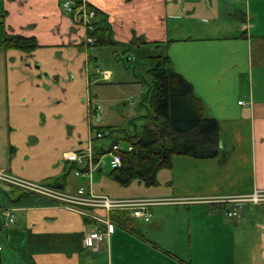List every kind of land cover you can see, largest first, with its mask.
I'll return each instance as SVG.
<instances>
[{
	"label": "crops",
	"instance_id": "obj_1",
	"mask_svg": "<svg viewBox=\"0 0 264 264\" xmlns=\"http://www.w3.org/2000/svg\"><path fill=\"white\" fill-rule=\"evenodd\" d=\"M85 1L106 20L111 45L84 46L87 32L61 10V0H0V39L5 32L37 43L31 52L0 50V133L7 136L0 168L32 182H57L69 193L91 182L94 194L106 195L93 176L102 172L108 150L90 175L86 164L76 166L65 155L90 145L88 113L99 102L92 88L112 82L115 72L102 70L101 63L123 66L117 70L126 80H114L127 87L120 97L140 95L144 83L134 67L119 66V53L139 67L155 54L170 58L204 117L217 121L219 154L176 157L171 168L157 172V186L112 196L179 202L153 205L148 222L130 217L131 230L116 225L93 249L83 245L92 220L0 183V264H264V205L247 206L231 220L228 206L196 202L264 190V0ZM144 86L140 100L129 105L130 115L142 119ZM101 109L102 126H111ZM72 174L73 182L83 184L68 185Z\"/></svg>",
	"mask_w": 264,
	"mask_h": 264
},
{
	"label": "trees",
	"instance_id": "obj_2",
	"mask_svg": "<svg viewBox=\"0 0 264 264\" xmlns=\"http://www.w3.org/2000/svg\"><path fill=\"white\" fill-rule=\"evenodd\" d=\"M73 1L74 7L81 4V0ZM86 7L88 12L95 13L93 32L87 33L95 39L93 46L111 45L108 24L103 15L89 3H86ZM71 18L74 20L73 16ZM134 43L136 40H133L132 44ZM36 48L34 38L4 32L0 39V50L31 52ZM147 64L146 76L139 75L147 87L141 99V105L145 109V124L139 127L134 124L131 132L112 126L101 125L97 128L114 134L115 143L119 144L122 139L132 147L130 152L122 150L120 167L112 168L109 173L110 179L121 187H128L134 182L145 187L157 186V172L171 168L176 157L212 159L219 154V125L215 119L204 117L203 107L194 95L191 84L174 71L172 62L166 55L150 56ZM116 132H123L124 136L119 137ZM101 155L97 151L94 162ZM58 184L52 183L55 187ZM110 218L117 226L131 230L127 211L111 212Z\"/></svg>",
	"mask_w": 264,
	"mask_h": 264
},
{
	"label": "built area",
	"instance_id": "obj_3",
	"mask_svg": "<svg viewBox=\"0 0 264 264\" xmlns=\"http://www.w3.org/2000/svg\"><path fill=\"white\" fill-rule=\"evenodd\" d=\"M73 0H62L61 9L66 15L74 17V22L82 26L87 33L93 32V18L95 17L94 11L88 12L86 1L81 0L78 7H74ZM95 39L87 34L84 43L85 45H93ZM97 73L104 79L108 80L110 74L105 71L97 70ZM239 105H247L245 101H239ZM100 106L95 104L92 106L88 113L89 129H90V145L85 152H70L65 155V160L80 166L86 164V169L90 175L93 169L99 167V161L94 162L95 154L97 151L105 152L102 146H96L97 141L108 139L110 140L107 146L108 153L110 154L111 168H118L121 165L122 150L126 152L132 151L131 145H126L122 149L118 143L114 142V134L109 130H97L101 126L102 120L99 114ZM117 135V132H116ZM78 168L75 174H81ZM0 183L10 186L22 194L36 195L45 200L54 203L55 205L77 212L84 218L94 222L93 229L88 231L83 239V245L86 249H93L95 245L104 243L108 237L113 233L116 224L110 218L111 212L127 211L128 215L134 219H140L145 222L150 221L152 217L151 207L161 203H169L172 199L155 200H134V199H114L105 195L94 194L92 191L91 182L88 186L79 187L74 192H66L62 189L46 183H35L14 176L8 170L0 168ZM177 202V200H175ZM195 201V200H194ZM193 201V202H194ZM182 202V201H181ZM196 202H206L213 204H221L228 206L226 216L229 219L239 218L242 210L251 205H264V190L256 189L250 193L216 196ZM101 211L102 214H97ZM4 215L9 217L10 222H14V215L9 211H4Z\"/></svg>",
	"mask_w": 264,
	"mask_h": 264
},
{
	"label": "rangeland",
	"instance_id": "obj_4",
	"mask_svg": "<svg viewBox=\"0 0 264 264\" xmlns=\"http://www.w3.org/2000/svg\"><path fill=\"white\" fill-rule=\"evenodd\" d=\"M68 16H70V15H68ZM102 51H108V50H102ZM157 55H160V54H157ZM117 56H120L119 62H118L120 64L119 66H121L122 62H123L124 67L130 68V71H132L131 69H133V67H134L136 69L135 73L137 75L142 76V74H143L144 76H146V71H148L147 62L145 64H142V66L139 67V66H134V64H132L129 60L131 58H128V56H123L121 53H119ZM107 58L109 59L110 56L106 57L103 55V59H107ZM100 66H101L100 68H102V70H104L105 68H110L113 71L115 69V72H114V78H113L112 82L105 83V84L98 83L92 88V91L94 93H96L98 96L97 100L99 102H96V104L99 105L100 107L102 106L101 114L103 116V113H105L106 120L109 124H112L111 126H114L115 128L120 129V130L126 129L129 132H131L134 130V127H135L134 124L139 127L145 123V119H142L141 117H139L138 114L130 115L134 108L129 106L130 102H135L136 99L140 100V98L142 96L141 94H142L143 87L145 88V86L140 85L141 91H140V95L138 97H134L135 95H127L124 97H120L121 93H123L127 87L124 86V88H122V86L116 84L114 82V80L116 79L117 76L119 77V78H117V80H121L122 82H124L126 80L125 75H127V74H125V73L123 74V72H120L119 70H117L120 68L124 69L123 66L117 67L116 63L110 64V65H103V63H101ZM115 73H117L116 76H115ZM3 85H4V68L1 67V61H0V96L2 95V92H3ZM4 97H5V95H4ZM118 98H120V99H118ZM3 101H4V98H3ZM0 111H2V112L4 111V105L3 104H2V108H0ZM130 120L133 123H131ZM4 135H5L4 133H0V155H1V153H3V146L1 144V141L3 142L5 140V138L7 137L6 135L5 136ZM117 135L119 137H122V136H124V133L123 132H117ZM2 136H3V139H1ZM97 142L103 143L102 147L104 148L105 151H107V146L109 145L110 140L103 139V140H99ZM119 145L122 149H124V148H126L127 142L120 139ZM102 157H103V159L101 161L102 172L101 173L95 172L94 176H93V178H94L93 182L95 184L96 189L101 188L102 193L106 194L105 196L108 195V197H110V196L111 197L112 196L113 197H115V196H121L122 197L125 195L126 196H131V195L136 196V195L141 194L138 186H143V185H140L136 182L130 184L128 187H121L119 185L113 184L110 180V177H109V173L111 170V167H110L111 157H109L108 154H104ZM79 169L81 170V167H79ZM72 177H74L73 174L70 176V178L67 181L68 185H70V182L71 183L73 182L74 179ZM77 181L78 182L72 183V186L74 185L75 188L78 185L83 184L82 179H77ZM35 183H37V182H35ZM74 187H72V188L74 189ZM123 190H127V191H123ZM99 195H102V194H99ZM114 199H118V198H114ZM132 199L140 200L139 198H132ZM144 200L159 201L162 199H144ZM175 202L176 201L174 199H172V201L169 203H161L160 202L159 204H174ZM251 206H257V205H251ZM237 219H238V217L233 218V220H237Z\"/></svg>",
	"mask_w": 264,
	"mask_h": 264
}]
</instances>
